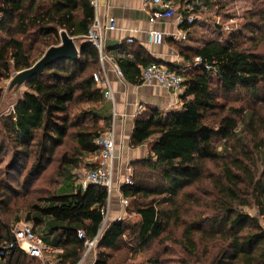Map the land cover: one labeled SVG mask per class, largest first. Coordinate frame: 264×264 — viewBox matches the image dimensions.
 Returning <instances> with one entry per match:
<instances>
[{
	"label": "trees",
	"instance_id": "1",
	"mask_svg": "<svg viewBox=\"0 0 264 264\" xmlns=\"http://www.w3.org/2000/svg\"><path fill=\"white\" fill-rule=\"evenodd\" d=\"M91 1L0 0V33L7 38L0 43V82L31 68L50 47L60 44L62 32L78 43L79 50L77 60L59 61L25 83L27 90L12 114L0 117V157L7 152L13 169L23 159L26 163L34 158L21 180L24 187L13 186L14 175H0V216L19 196L33 191L30 183L55 156L63 185L54 194L28 201L21 210L23 222L31 224L47 245L62 251L52 258L54 264H78L85 241L96 237L93 264H111L123 248L148 250L170 227L182 230L179 239L164 237L180 246L183 257L178 264H264V55L241 49L239 36L225 43L210 40L200 47L181 48L183 64L202 60L203 66L191 72L184 66L163 65L184 80L179 107L147 110L134 119L129 146H147L148 153L129 164L132 184L121 186L119 193L128 202L126 215L136 220L120 218L102 229L107 190L90 185L82 191L73 184L71 170L83 159L86 169H93L87 159L98 149L95 140L109 130L110 117L94 112L97 119H104L107 130L80 128L73 139V155L63 152L56 157L72 129L70 104L103 98L93 79L100 72L99 54L86 39L95 14ZM174 1L185 18L179 27L187 35L195 22L187 23L190 13L182 6L193 0ZM202 2L193 14L215 5L212 0ZM244 30L254 34L264 28L250 23ZM37 46L43 49L32 59L30 52ZM120 51L128 55L117 57L116 63L133 84L140 83L143 68L162 65L140 46ZM224 99L241 105L226 109ZM21 220L16 217L8 223L0 218V253L14 243V225ZM78 231L84 233L83 239L77 238ZM126 237L133 239L126 242ZM5 259L8 263L0 264L36 260L16 245L4 250L0 261Z\"/></svg>",
	"mask_w": 264,
	"mask_h": 264
},
{
	"label": "rangeland",
	"instance_id": "2",
	"mask_svg": "<svg viewBox=\"0 0 264 264\" xmlns=\"http://www.w3.org/2000/svg\"><path fill=\"white\" fill-rule=\"evenodd\" d=\"M215 5L207 10L199 11L195 14V23L193 27V32L191 39L194 41V44L198 47L202 46L205 42L210 40H218L229 41L232 36H239L242 40L241 49L246 51L255 52L258 54L264 55V30L259 33H250L249 31L244 30V27L248 26L250 23H256L260 27L264 28V0H212ZM263 13V16H262ZM178 14L180 12L178 11ZM6 36L0 33V43L6 40ZM183 42L182 40H180ZM186 41V40H184ZM77 47L78 43L75 42ZM43 49V46H37L32 50L30 55L32 59H37ZM17 73H12L9 79L0 82V90L2 92V99L0 102V117L1 116H9L13 112V107L20 100L23 93L27 90L24 86L25 84L9 89L10 82L12 78ZM105 101L102 100V103L97 101H92L88 98H84L80 101H74L70 104L69 107V116H70V124L72 129H70V134H68L67 139L64 145L59 149V153L56 156L59 159L60 154L66 152L67 155L71 156L74 153L75 143L73 139L75 137L76 131L80 128H88L91 131L104 132L107 130L106 123L104 119H97L94 116V112L98 115L104 117L100 112V106ZM221 103H226V109L229 107L239 108L241 103L233 101L232 99L221 100ZM113 113L111 114V117ZM110 117V126L112 123V119ZM219 140H215V145H217ZM144 155L146 156L148 153L147 146H143ZM220 149V146H218ZM144 156V157H145ZM10 158L11 156L5 152L0 157V175H5L6 173L14 175L12 181H14L13 186L24 187L25 184H21V180H24V176L26 175L29 164H33L34 158L25 162V159L22 160L20 166L18 168L9 167L10 166ZM36 159V156H35ZM55 156L51 157V162H47L43 170L39 173V175L32 181L33 183L27 184L29 185V189L33 190L28 193V195L22 197L19 196L16 199V203H13L9 206V212L2 213L0 218L3 219L4 222L10 223V221H14L16 217H21L22 220L14 227H20L23 224L24 214L21 212L22 208L27 205L28 201L35 200L40 196H47L48 194H54L62 185L64 181V177L61 176L58 170L57 163H54ZM88 160V159H87ZM86 162V160H85ZM23 167H26L23 169ZM13 169V170H12ZM72 174L74 175L73 184L76 180V175L78 173H85L88 170L85 167L84 159L79 164L76 169H72ZM8 174V175H9ZM20 179V181H19ZM75 185V184H74ZM73 185V186H74ZM120 186V183L116 181L115 191L111 193L108 208H110V216H107V220L105 223V227L108 226V221L111 219V208L114 207L117 202L120 205L119 199H121V195L118 192L117 188ZM18 188V187H17ZM114 204V205H113ZM127 206V205H126ZM126 206L120 207L116 209V213H119L121 218H125L127 220H131L132 222L136 220L134 216L128 217L126 215ZM250 214H254V210H247ZM116 215V214H115ZM118 216V215H116ZM113 218V217H112ZM32 226L31 224H27ZM13 227V228H14ZM181 228H172L170 227L168 230L164 232L161 236L160 240H155L152 245L145 250L144 252H136V248L132 251V248L127 247L123 248L121 251L114 255L113 261L111 264H150V261H162V264H178L179 260L183 257L182 250L179 245H175L173 240H164V237L167 235L171 236L173 239H179L181 234ZM133 237H126L125 241H132ZM134 247V244L133 246ZM131 249V250H130ZM85 251V250H84ZM84 251L82 254V258L78 264H89L90 258H96L97 248L94 246L86 257L84 256ZM47 259H52L51 255H46ZM43 261L40 259H36L32 264H42L47 259ZM0 263H8V259L1 260Z\"/></svg>",
	"mask_w": 264,
	"mask_h": 264
},
{
	"label": "crops",
	"instance_id": "3",
	"mask_svg": "<svg viewBox=\"0 0 264 264\" xmlns=\"http://www.w3.org/2000/svg\"><path fill=\"white\" fill-rule=\"evenodd\" d=\"M148 10L141 0H97V8L94 9V20H97L103 28L104 53L108 57V60H105L103 64V69L107 85L113 95L112 102L104 96L106 86L98 85L102 90V100L105 99L100 106V112L103 113L104 117H111L113 111L125 115L124 121L118 122L116 125L115 146L117 156L129 164L145 156L144 149H142L144 147L131 149L129 146L134 119L138 115H136L137 107L139 105L144 107L141 113L153 109L170 111L179 107L180 94L162 88L155 83L143 84L140 82L133 84L127 81L124 76L119 77L115 70V65H117L115 59L118 57L115 54L116 51L130 46H140L152 59L162 63V65L180 68L184 66L186 68L187 65L182 63L180 56L181 48L197 47L191 39L193 28L186 35V41L181 42L178 37L181 29L176 19L153 20ZM110 19L114 20L115 29L112 31L104 30ZM151 31H158L163 34L164 40L161 45H152L149 42L148 36ZM128 39H132L131 45L127 44ZM100 70H102L101 64ZM187 72H191V69H187ZM100 99L90 100L102 103ZM118 207L121 208L118 202L114 207L112 206L111 219L108 224L122 217L116 213ZM108 216H110V212ZM51 256L53 258L55 255ZM94 261L95 259L92 257L87 263L93 264ZM46 262L54 264L53 259H47Z\"/></svg>",
	"mask_w": 264,
	"mask_h": 264
},
{
	"label": "built area",
	"instance_id": "4",
	"mask_svg": "<svg viewBox=\"0 0 264 264\" xmlns=\"http://www.w3.org/2000/svg\"><path fill=\"white\" fill-rule=\"evenodd\" d=\"M142 3L149 9V14L153 20H170L176 19L178 25L181 26L185 23V18L182 14H178L180 5L174 0H141ZM91 5L94 9L97 8V0H92ZM202 0H193L190 3H186L182 6L183 11H188L190 15L187 18V23L191 24L195 22V14L193 10L195 8L202 7ZM153 9V10H152ZM115 29V23L113 19H110L107 27L104 30H113ZM149 42L152 45H161L164 40V36L161 32L151 31L149 33ZM179 40H186V32L181 31L178 34ZM86 39L91 43L98 51L99 54V63L101 64L102 70L99 73L94 75V81L97 85L103 84L106 86L104 92L105 98L113 102V95L110 87L107 85L106 75L103 69V64L105 60H108L107 55L104 53L103 47V28L97 20H94L88 33ZM133 43L132 39L127 40V44L131 45ZM118 57H125L126 52L116 51L115 53ZM203 66L202 60L196 58L193 65H187V69H192L193 67ZM206 67V66H205ZM116 73L119 77H122L123 74L118 65H115ZM139 81L143 84H152L155 83L162 88L175 91L177 94L182 93V83L183 78L177 74L175 71H171L166 66L152 64L141 70ZM144 107L139 105L137 107L136 115L143 111ZM135 115V116H136ZM112 123L108 131L101 134L96 140L95 145L97 146V151L91 154L88 157V162L93 166V169L88 170L85 173H78L76 175L75 185L79 187L82 191H85L88 186L94 185L107 190L108 193V204L110 195L115 191L116 181L120 183V186L117 188L118 192L121 186L131 185L132 184V175L133 170L130 167L129 163L125 162L123 158L118 157L116 154L115 146V130L118 122L124 121L125 115L116 113L113 111V116L111 117ZM121 207L127 205V200L121 197L120 199ZM104 223L102 229L105 227L107 216L109 214V208L107 206L106 211H103ZM102 229L99 232H102ZM14 243L9 247H4V250L12 248L13 245L19 247L26 256L30 258L44 260L46 255H57L62 251L58 248L47 245L39 235L33 232L32 227L27 224H23L20 227H16L13 230ZM78 239L84 238V233L78 231ZM98 237L92 241H85L84 243V256L86 257L89 254V251L96 245ZM4 250L0 253V259L4 256ZM48 264H51L50 262Z\"/></svg>",
	"mask_w": 264,
	"mask_h": 264
},
{
	"label": "water",
	"instance_id": "5",
	"mask_svg": "<svg viewBox=\"0 0 264 264\" xmlns=\"http://www.w3.org/2000/svg\"><path fill=\"white\" fill-rule=\"evenodd\" d=\"M78 55L79 50L74 39L70 38L65 32H62L60 35V44L50 47L31 68L17 73L12 78L9 89L19 87L31 81L33 78L43 73L47 67L59 61H75Z\"/></svg>",
	"mask_w": 264,
	"mask_h": 264
}]
</instances>
